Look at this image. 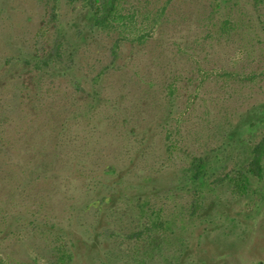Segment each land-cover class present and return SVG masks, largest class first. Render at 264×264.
<instances>
[{
    "label": "trees",
    "instance_id": "obj_1",
    "mask_svg": "<svg viewBox=\"0 0 264 264\" xmlns=\"http://www.w3.org/2000/svg\"><path fill=\"white\" fill-rule=\"evenodd\" d=\"M34 1L41 18L17 57V80L36 96L48 79L68 77V95L47 120L53 157L75 124L98 119L130 142L122 163L100 166L66 221L43 201L18 219L16 237L34 248L18 264H79L87 255L90 264H201L197 234L231 233L243 224L242 206L264 202V96L254 89L264 68L244 72L239 58L220 66L212 57L237 43L246 60L264 63V0ZM3 4L9 14L16 9ZM189 21L197 24L188 23L191 36L177 40L186 30L178 25ZM158 52L170 60L160 79L135 63ZM114 77L150 107L140 126H131L125 92L107 95ZM144 158L150 166L137 169ZM0 262L9 264L1 253Z\"/></svg>",
    "mask_w": 264,
    "mask_h": 264
},
{
    "label": "rangeland",
    "instance_id": "obj_2",
    "mask_svg": "<svg viewBox=\"0 0 264 264\" xmlns=\"http://www.w3.org/2000/svg\"><path fill=\"white\" fill-rule=\"evenodd\" d=\"M12 1L16 9L9 14L4 10V0H0V253L6 263L18 264L34 249L30 240L21 241L16 237L18 219L30 216L31 209L43 201L46 210L66 221V209L82 197L88 187H92L96 181L93 175L100 174V166L105 168L107 163L124 161L121 150H125L124 145L130 139L121 134L117 126L99 119L92 124H75L72 131L61 138L60 156L53 157V139L47 120L49 112L56 111L59 102L68 95V77L62 78L58 85L57 81L53 83L48 79L41 89L44 93L36 96L26 88L19 89L17 57L26 56L41 16L40 7L34 0ZM254 21L258 22V18L254 17ZM188 23L197 25L190 21L181 22L179 28L186 30L177 32V40L181 41L180 36H191L192 30H189L192 28ZM259 27V38L264 42V27ZM42 45L39 43V47ZM212 57L220 66H231L239 58L236 65L240 70L246 69L247 65L264 68L261 60H246L237 43ZM169 62L162 52L144 55L135 61L156 79L168 70ZM123 81L120 77L111 79L107 95L117 98L125 92L124 105L132 117L131 126H140L148 117L150 107L133 96L135 88L131 83L125 86ZM26 84L31 88L30 80ZM254 84L255 97L264 96V76L259 75ZM144 159L137 169L150 166L147 162L152 159ZM247 207H241L243 224L235 231L212 229L205 236L197 234L193 238L197 261L201 264H264V202L259 209L248 210ZM248 214L254 215L249 217ZM90 263V255L79 262Z\"/></svg>",
    "mask_w": 264,
    "mask_h": 264
}]
</instances>
